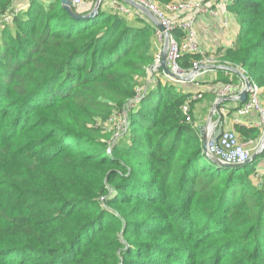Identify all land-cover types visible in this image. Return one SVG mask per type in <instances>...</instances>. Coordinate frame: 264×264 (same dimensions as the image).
<instances>
[{
    "label": "trees",
    "instance_id": "trees-1",
    "mask_svg": "<svg viewBox=\"0 0 264 264\" xmlns=\"http://www.w3.org/2000/svg\"><path fill=\"white\" fill-rule=\"evenodd\" d=\"M13 1L0 0V15ZM30 1L0 30V194L28 211L0 231V264H264V185L254 181L264 152L236 167L206 158L194 106L211 90L157 73L147 83L145 18L101 4L76 19L60 0ZM228 7L237 40L205 56L242 67L264 103V0ZM202 57L184 52L178 64ZM227 72L217 82L237 83ZM113 111L124 128L107 131Z\"/></svg>",
    "mask_w": 264,
    "mask_h": 264
},
{
    "label": "built area",
    "instance_id": "built-area-1",
    "mask_svg": "<svg viewBox=\"0 0 264 264\" xmlns=\"http://www.w3.org/2000/svg\"><path fill=\"white\" fill-rule=\"evenodd\" d=\"M87 1L94 3L96 0ZM135 1L152 13L162 28H159L152 20L146 17L142 11L121 0H112L108 6V10L117 12L118 14L126 16L128 19L132 20L137 17L145 18L154 26V37L156 39L157 49L155 52L154 62L150 65L148 70V73H151L152 76L157 73L173 82H187L172 79L164 73L159 66L162 55V47L166 38L165 33H168L166 63L169 69L174 73L184 75L186 72L198 67L199 65L218 63L215 58L208 56L195 61L193 66L188 70L181 68L178 64V61L184 52H195L196 50L197 31L195 27L198 18L204 14L217 16L218 13L216 9L214 10L211 6H206L196 0H176L171 2L168 9L171 15L173 14L176 16L173 18L171 15L163 12L154 0ZM229 1L230 0H220V2L224 5H226ZM80 2V0H75L74 4H79ZM13 5L14 4H11L7 7L0 15V30L4 25L11 23L13 20L17 12V8ZM28 5L29 3L27 2L24 8ZM216 24L221 28H225L228 25V19L220 18ZM237 67L245 73L242 67ZM207 71L208 70L197 71L189 82L198 88L200 81L202 80V75ZM237 77V83L222 84L220 88L212 90L215 95V99H218V105L213 112V117H215L214 127L207 142V150L210 154L218 157L223 162L230 164L244 163L248 161L251 156L257 152L261 143H263L264 136V104L261 101L262 87L249 76L248 86H245L244 80L240 76L237 75ZM150 79H152V77ZM150 79H148V82L151 81ZM244 88L247 91V97L245 100H241L240 94ZM228 96L233 98L226 99ZM196 97L198 98L200 95H194L192 98L189 97L187 99L186 103L183 105L184 112L189 111L190 102ZM226 104L232 105L231 108L234 111L233 122L237 125L241 124L242 118L250 116L252 112L256 114V119L249 122L247 125L248 127L260 128L261 133L256 139L250 138L246 141H242L234 128L224 127L225 118L223 114L227 111L228 107ZM254 177L260 184L264 185V169L256 170Z\"/></svg>",
    "mask_w": 264,
    "mask_h": 264
},
{
    "label": "crops",
    "instance_id": "crops-1",
    "mask_svg": "<svg viewBox=\"0 0 264 264\" xmlns=\"http://www.w3.org/2000/svg\"><path fill=\"white\" fill-rule=\"evenodd\" d=\"M111 1L112 0H104L102 3L103 9L108 10L109 9L108 6L110 5ZM203 3L207 5H211L212 8L217 10L218 14L217 16L206 15V14L201 15L196 22L195 29L197 31V36H196L195 52L201 53L203 56L202 58L206 57L205 56L206 52H212L218 48H226L232 46L237 40V35L239 31V23L237 22L236 18L234 17V14L232 13V10L229 9V7H225L222 5V3L217 2L215 0H204ZM93 4H94L93 2H89L87 0L82 1L80 4L76 6L77 11L80 13H86L90 10ZM105 4L106 6H104ZM220 18L228 19V25L224 29L218 28L216 24L218 22V19ZM152 41H153L154 51L156 52L157 44L155 37H152ZM218 71L219 70L217 71L208 70L207 72H204L198 88L189 81L181 82L178 84H180L182 88L185 87L186 91L196 92L197 90L200 91L199 89H209L212 92V90L218 89L221 86V82L219 81L217 82L219 76L220 75L226 76L228 73L226 70H220V72ZM214 101H215V95L213 93V95L206 96L199 102H196L194 106V111H195L196 119L198 120L200 126H201L200 124L201 120L203 118L202 115H205V118H208L210 107L212 106ZM226 105H228V107H227V111L224 112L223 114L225 118L224 127L237 128L240 126V127L248 128L247 125L249 124V122H252L254 119H256V114L252 112L250 116L242 118L241 124L237 125L233 122L234 111L231 108L232 105L231 104H226ZM246 139L248 138H244L243 136H241L242 141H246ZM263 157L264 154L261 155L260 158L258 159L261 160V164L260 167L256 168V170L264 169ZM254 181L258 182V180H256L255 177H254ZM263 181H264V177H263Z\"/></svg>",
    "mask_w": 264,
    "mask_h": 264
},
{
    "label": "water",
    "instance_id": "water-1",
    "mask_svg": "<svg viewBox=\"0 0 264 264\" xmlns=\"http://www.w3.org/2000/svg\"><path fill=\"white\" fill-rule=\"evenodd\" d=\"M74 1L75 0H60V4H61V7L64 8L66 13L70 17H73L76 19H84V18H89V17L96 15L99 11L101 3L104 0H96L94 2V4L92 5V7L90 8V10L86 13H80V12L76 11L75 10L76 5L74 4ZM121 1L139 9L140 11L143 12V14H145L146 17H148L150 20H152L159 28H162L161 25L159 24V22L156 20V18L152 15V13L150 11H148L145 7L140 6L135 0H121ZM165 34H166V38H165V41H164V44L162 47V55H161V61H160L159 66L164 71V73H166L172 79H174L176 81H189L193 78V76L196 74L197 71L222 69V70L230 71V72L235 73L236 75L240 76L244 80L245 86H248L249 77L244 72H242L237 66H234V65L222 64V63L204 64V65H199L198 67L186 72L184 75H179V74L174 73L173 71H171L169 69V67L167 66V63H166L168 33H165ZM145 89H146V86H145ZM240 97H241V100L246 99L247 91L245 88L242 90ZM232 98L233 97H230V96L226 97V99H232ZM217 105H218V99H215V101L213 102L212 107L209 111V115L207 118L208 119L207 127L202 133L201 140H202V147H203L204 154L210 162H212L213 164H215L217 166L236 167V166L246 165L247 163L252 161L256 156H258L264 152V136H263V143H261L257 152H255V154H253L251 156V158L244 163H231V164L225 163L221 159H219L218 157L210 154L207 150V142H208L209 136L211 135V132L213 130L214 122H212V127H211V130L209 133L207 132V129H208L209 125H211V119L213 118V112L217 108Z\"/></svg>",
    "mask_w": 264,
    "mask_h": 264
},
{
    "label": "rangeland",
    "instance_id": "rangeland-1",
    "mask_svg": "<svg viewBox=\"0 0 264 264\" xmlns=\"http://www.w3.org/2000/svg\"><path fill=\"white\" fill-rule=\"evenodd\" d=\"M81 2H82V0H80ZM196 1H198V2H200V3H203L204 2V0H196ZM215 1H217V2H220V0H215ZM29 3V5L27 6V7H25L24 8V6H25V4L26 3ZM30 0H15V1H13V3L12 4H14L13 6H15V8H17L16 10H17V12H16V14H15V16L17 15H23L27 10H28V8H29V6H30ZM40 2L42 3V5L44 6V8H46V6L48 5V4H50L51 2H53V0H40ZM80 2V3H81ZM79 3V4H80ZM221 3V2H220ZM157 4L159 5V7L162 9V11L163 12H165L166 14H169V15H171L170 14V12H169V5L171 4V2H169V3H161V2H158L157 1ZM204 4V3H203ZM228 4H229V2L226 4V5H224V4H222L223 6H225V7H228ZM76 6L78 5V4H75ZM204 5H206V6H211V5H207V4H204ZM104 6H106V4L104 5ZM212 7V6H211ZM214 9V8H213ZM215 10V9H214ZM217 11V10H216ZM218 13V12H217ZM232 13L234 14V17L236 18V15H235V12L234 11H232ZM14 16V17H15ZM171 17H176L175 15H171ZM13 24H14V18H13V20L11 21V23H9V26H7V27H9V28H12L13 27ZM6 25H4L3 27H5ZM218 28H221V27H219L218 26ZM226 28V27H225ZM221 29H224V28H221ZM219 30V29H218ZM0 37H1V32H0ZM149 75H151L150 76V78L152 77V74L151 73H149ZM149 79V78H148ZM144 79H143V81H142V83H144ZM146 83H144V85H145ZM146 86V85H145ZM264 99V94L262 95V100ZM203 116V118H202V120H201V126H200V132H201V137H202V133H203V131L206 129V127H207V122H208V119L207 118H205V115H202ZM122 119L120 118V114L118 113V112H116V111H113L112 112V114H111V119H108L107 121H104L103 122V124H102V126L105 128H107L106 130L107 131H111L113 128H118V126H119V128H124V126L122 127V121H121ZM213 121H215V117H213L212 119H211V122H213ZM240 127V126H239ZM232 128V127H231ZM238 128H234V130L236 131ZM244 128L242 129V127H240L237 131H236V133L238 134V136H239V138L241 139V136L240 135H242L243 137L244 136H246V134L244 133ZM240 134V135H239ZM116 139L118 138V136H116L115 137ZM246 140H248V139H246ZM263 159H264V157H263ZM260 164H261V160H257L255 163H254V167H256V168H258V167H260ZM28 211H27V209H24V208H20V207H17V205H15L14 204V202H9L7 199H6V195L5 194H0V231L1 230H4L5 228H7L10 224H11V222H12V219L14 218V217H16L17 215H23V214H26ZM196 260H198V262H199V264H200V259L199 258H196ZM198 264V263H197Z\"/></svg>",
    "mask_w": 264,
    "mask_h": 264
},
{
    "label": "bare ground",
    "instance_id": "bare-ground-1",
    "mask_svg": "<svg viewBox=\"0 0 264 264\" xmlns=\"http://www.w3.org/2000/svg\"><path fill=\"white\" fill-rule=\"evenodd\" d=\"M214 122V121H213ZM211 127H212V122H211V125H209L208 129H207V132L209 133L210 130H211Z\"/></svg>",
    "mask_w": 264,
    "mask_h": 264
}]
</instances>
